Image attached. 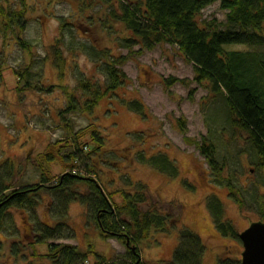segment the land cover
<instances>
[{
  "label": "rangeland",
  "instance_id": "rangeland-1",
  "mask_svg": "<svg viewBox=\"0 0 264 264\" xmlns=\"http://www.w3.org/2000/svg\"><path fill=\"white\" fill-rule=\"evenodd\" d=\"M0 1L7 9L19 6L26 8L22 23L19 21L17 24L15 20L11 29L4 26L0 28V71L3 77L0 82V170L6 165L12 170H9L10 188L6 193L39 184L42 173L46 172L42 168L44 164L47 173L50 172L54 177L65 172L62 160L56 159L46 164L44 154L54 145L58 147L60 142L64 143L67 136L72 138L66 126H70L73 133L80 131L79 140L87 153L97 146L91 139L92 130L97 129L106 142L104 155L94 161L101 163L98 166L106 173L104 180L107 188L115 191L126 187L134 192V186L142 182L148 185L152 195L166 203L165 210L173 202L181 213V225L171 227L169 232L153 231L152 236L141 244L142 257L146 262L162 264L172 259L182 225L197 233L206 244L204 264H216L222 254L241 258L244 250L242 242L231 236H223L217 230L207 201L209 196L216 194L224 204L225 219L231 220L240 233L252 222H264V172L257 169V159L245 136H235L231 127L224 129L226 122L222 97H213L208 83L196 81L193 65L178 48L161 43L153 50L137 53L138 46L130 50L112 45L108 35L99 28V18L94 19L92 24L88 21V16L96 11L97 17L103 16L101 5L81 14L76 0H51L48 3L46 0H27L25 6L20 0ZM60 17L72 19L76 25L83 23L84 27V31L74 28V36L71 37L70 33L65 38L63 50L65 56L68 55L67 61L71 67L66 68L67 74L63 81L60 80L57 67L52 65V59H47L50 44L60 35ZM201 18L223 22L226 20V11L220 8L219 3H214L204 9ZM21 39L31 47L24 49L20 45ZM94 39L113 46L112 51L126 57L119 67L127 75V81L110 95L104 96L89 112L82 109L85 99L83 92L75 93L79 73L73 67L74 64L77 61L78 69L89 76L95 75L96 80L101 76L103 82L106 80L103 72L100 69V72L97 71L95 63L85 53L75 54L68 46L72 42L89 43ZM226 48L242 50L249 47L231 44L226 45ZM27 67H30L28 72L32 75L37 73L34 84L41 86L39 79L43 73L42 88L20 89L24 87L25 81L20 82L15 71ZM170 77L178 80L168 85L167 79ZM64 85H67L66 89ZM73 92L80 98V108L77 106V109L63 112L60 117V109L68 106ZM136 100L144 105L141 113L132 105ZM181 118L185 120V132L180 128ZM222 129L225 130L223 135L220 134ZM204 138L207 142H214L217 147L218 163L225 166L221 174L210 168L201 153L198 143L203 144ZM63 150H71V147ZM140 152H145L147 156L165 153L176 162L179 176L168 177L141 162L138 160ZM105 159L114 164L103 163ZM119 174L129 175L133 185H127ZM184 180L195 189L186 186ZM233 189L239 195H236L237 198L232 194ZM51 198L46 190L42 191L38 207L40 219L49 224ZM115 202L123 203L120 193L115 196ZM8 211L14 217L19 231L0 232V264H51L45 258L49 252L48 244L36 245L40 255H31L33 249H29L30 229L26 221L29 219L28 214L16 208ZM67 222L72 238L50 242L73 244L86 250L93 248L110 262L127 252L120 240L102 237L97 224L88 218L86 208L81 203L71 204ZM18 242L23 243L19 256L12 250ZM94 260L95 254L92 253L89 263Z\"/></svg>",
  "mask_w": 264,
  "mask_h": 264
},
{
  "label": "trees",
  "instance_id": "trees-1",
  "mask_svg": "<svg viewBox=\"0 0 264 264\" xmlns=\"http://www.w3.org/2000/svg\"><path fill=\"white\" fill-rule=\"evenodd\" d=\"M20 1L24 6L27 4V0ZM50 1L46 0L47 3ZM76 1L81 14L101 5L100 10L103 16L97 17L96 11V15L88 16L89 24L99 18V28L108 35L112 45L117 44L118 48L131 50L138 46L137 53H141L143 50H153L161 43L176 46L193 65L196 81L202 84L208 83L213 97H222L225 106L224 129L231 127L235 136L239 134L245 136L248 146L257 159V169L264 172V0ZM214 3H219L220 8L226 11V20L223 22H217L216 19L201 20L204 9ZM20 8L19 6L7 9L0 1V28L4 26L11 29L15 20L17 24L19 21L22 23L26 8ZM59 21L60 35L50 44L47 59H52V65L58 68L56 70L60 80L63 81L67 74L66 68L71 67L67 61L68 55L65 56L63 50L65 38L69 37L70 33L71 37L74 36V28L84 31V27L83 23L76 25L72 19L64 17H60ZM20 41L24 49L31 47L23 39ZM231 44L247 45L249 48L242 50L226 48V45ZM68 48L75 54L85 53L95 63L97 71L101 70L104 74L105 82L102 81V76L96 80L95 75L89 76L78 69L77 61L73 66L79 73L78 89L75 93L83 92L85 99L82 109L91 112L104 96L110 95L126 83L127 75L119 67L125 62L126 57L112 51L113 46L101 44L95 39L89 43L72 42ZM78 49L82 51H75ZM29 68L15 71L19 81H25L24 87L20 89L42 88L43 73L40 74L39 79L41 86L34 84L37 73L30 70L32 75L28 72ZM2 78L0 71V82ZM175 80L178 79L170 77L167 79V84L170 85ZM66 86H63L64 89L67 88ZM75 93L74 97L72 96L71 99L69 97L68 106L60 109V117L63 112H69L81 106L80 98ZM132 105L138 112H143L144 105L141 101H133ZM183 120L179 119V123L181 130L185 132V120ZM224 129L221 130V135ZM66 130L72 138L67 136L64 143L60 142L58 147L54 145L55 147L53 146L44 154L46 164L56 159L62 160L65 172L59 177L52 176L50 172L48 174L44 164L42 168L46 172L42 173L39 184L6 193L10 188L8 181L12 170L8 165L0 170V232L19 231L14 217L8 211L10 208H16L28 214L29 219H26L30 229L28 244L29 249H33L31 255L34 257L40 255L36 245L48 244L49 252L45 258L51 264H149L142 257L141 244L152 236L153 231L169 232L171 227L181 225L182 216L177 204L171 202L165 210L166 203L152 195L148 185L142 182L134 186V192H130L126 187L110 191L104 180L106 173L98 166L101 163L94 161L100 160L104 155L105 138L100 131L92 130L91 139L97 143V146L87 153L79 140L80 131L73 133L70 126H66ZM68 146L71 150L64 152L63 149ZM198 146L210 168L221 174L225 166L218 163V150L214 142H207L204 138L203 144L198 143ZM145 154V152L138 153V160L168 177L179 176L180 170L176 162L165 153L150 156ZM102 161L107 165L114 164L108 159ZM119 175L127 185L130 187L133 185L129 175ZM121 179L119 177V181ZM52 180L55 182L51 183ZM183 182L189 188L195 189L187 180ZM45 190L52 197L48 208L50 224L42 221L38 215L41 192ZM118 193L123 197L122 204L115 202V196ZM236 193L233 189L232 194L239 196ZM73 202H79L86 208L88 218L97 224L103 238L120 240L126 246L127 252L110 262L93 248L86 250L73 244L50 242L72 238L67 217ZM207 206L217 230L223 236L240 240V232L231 220L225 219L224 204L216 194L209 196ZM173 208L175 210H172ZM22 244L18 242L12 247L17 256ZM206 250L207 247L202 238L186 225H182L179 243L172 259L163 261L162 264H204ZM92 253L95 254V260L89 263ZM241 258L222 254L218 257L216 264H241Z\"/></svg>",
  "mask_w": 264,
  "mask_h": 264
},
{
  "label": "water",
  "instance_id": "water-1",
  "mask_svg": "<svg viewBox=\"0 0 264 264\" xmlns=\"http://www.w3.org/2000/svg\"><path fill=\"white\" fill-rule=\"evenodd\" d=\"M239 238L244 247L241 264H264V222H252Z\"/></svg>",
  "mask_w": 264,
  "mask_h": 264
},
{
  "label": "flooded vegetation",
  "instance_id": "flooded-vegetation-1",
  "mask_svg": "<svg viewBox=\"0 0 264 264\" xmlns=\"http://www.w3.org/2000/svg\"><path fill=\"white\" fill-rule=\"evenodd\" d=\"M263 195H264V193H263ZM28 225V224H27ZM29 227V226H28ZM29 229V228H28Z\"/></svg>",
  "mask_w": 264,
  "mask_h": 264
}]
</instances>
